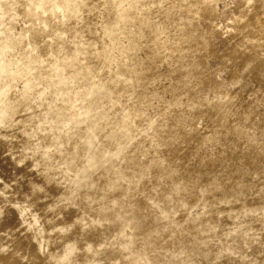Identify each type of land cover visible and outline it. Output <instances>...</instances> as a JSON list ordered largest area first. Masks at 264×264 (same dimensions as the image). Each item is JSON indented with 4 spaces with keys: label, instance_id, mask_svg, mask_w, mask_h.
Listing matches in <instances>:
<instances>
[{
    "label": "clouds",
    "instance_id": "clouds-1",
    "mask_svg": "<svg viewBox=\"0 0 264 264\" xmlns=\"http://www.w3.org/2000/svg\"><path fill=\"white\" fill-rule=\"evenodd\" d=\"M0 264H264V0H0Z\"/></svg>",
    "mask_w": 264,
    "mask_h": 264
}]
</instances>
